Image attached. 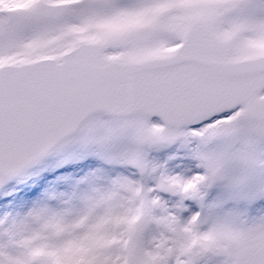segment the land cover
Instances as JSON below:
<instances>
[{"label":"snow or ice","instance_id":"6c2138e0","mask_svg":"<svg viewBox=\"0 0 264 264\" xmlns=\"http://www.w3.org/2000/svg\"><path fill=\"white\" fill-rule=\"evenodd\" d=\"M0 264H264V0H0Z\"/></svg>","mask_w":264,"mask_h":264}]
</instances>
